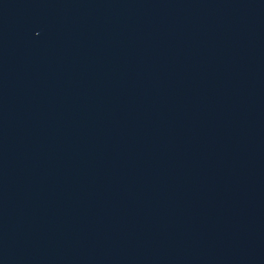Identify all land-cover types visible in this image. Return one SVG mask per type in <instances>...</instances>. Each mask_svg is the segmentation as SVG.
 <instances>
[{"label":"water","instance_id":"1","mask_svg":"<svg viewBox=\"0 0 264 264\" xmlns=\"http://www.w3.org/2000/svg\"><path fill=\"white\" fill-rule=\"evenodd\" d=\"M0 264H264V0H0Z\"/></svg>","mask_w":264,"mask_h":264}]
</instances>
